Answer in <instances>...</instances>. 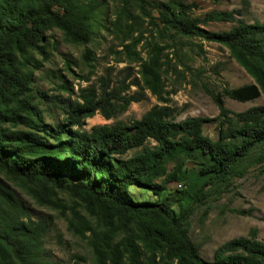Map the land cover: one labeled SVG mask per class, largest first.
Here are the masks:
<instances>
[{"label":"trees","instance_id":"trees-1","mask_svg":"<svg viewBox=\"0 0 264 264\" xmlns=\"http://www.w3.org/2000/svg\"><path fill=\"white\" fill-rule=\"evenodd\" d=\"M125 2L146 12L145 0ZM156 9L172 38L198 37L225 46L253 79L213 96L219 110L218 139L205 135L208 119L175 122L162 80V48L157 46L140 65L141 88L163 106L130 125L85 130L86 119L100 114L111 120L143 99L128 94L124 82L111 87L102 78L100 87L82 89L77 100H59L65 115L60 123L47 121L41 106L52 99L35 88L34 74L49 48L55 50L54 31L66 42L90 43L99 2L0 0V173L23 184L38 203L70 211L68 230L79 237L90 234L97 264H264V242L255 237L230 240L215 251L212 262L205 261L185 226L190 208L175 214L170 203L141 202L129 191L142 187L160 196L167 183L186 181L187 196L202 203L212 188L264 164V104L236 113L223 100L264 98V22L237 21L240 11H212L195 19L182 0L159 2ZM212 22L237 24L221 33L199 26ZM90 54L86 48L84 57ZM188 161L199 169L188 170ZM59 191L71 196L74 207L58 204ZM46 230L44 221H33L18 198L0 186V264H39Z\"/></svg>","mask_w":264,"mask_h":264},{"label":"rangeland","instance_id":"rangeland-1","mask_svg":"<svg viewBox=\"0 0 264 264\" xmlns=\"http://www.w3.org/2000/svg\"><path fill=\"white\" fill-rule=\"evenodd\" d=\"M145 1L146 12L135 2L98 0L95 33L87 45L66 42L61 32H53L55 50L49 48L47 60L41 70L34 74L35 88L52 99L50 104L44 102L41 106L45 119L60 123L65 115L59 108V100H77L82 89L100 87L102 78H108L111 87L124 82L130 87L128 94H140L143 99L131 103L111 120L100 114L86 119L85 130L105 124L130 125L155 106H163L148 90L141 88L140 65L157 46L162 48V80L169 99L167 105L174 112L175 122L193 117L208 119L210 121L205 124L204 133L217 140L218 120L215 119L219 116V110L213 96L227 86L238 88L252 84L253 79L230 56L225 46L198 37L172 38L171 32L165 31L156 9L157 3L167 0ZM182 1L191 6L188 15L195 19H202L212 11H240L241 16H236L237 21L247 24L264 22V0ZM236 24L212 22L199 26L207 32L221 33ZM86 48L91 51V58L84 57ZM223 100L225 106L236 113L264 104L263 97L246 103L229 98ZM151 144L154 145L153 142ZM133 153H128V156ZM186 168L197 171L199 166L188 161ZM172 169L173 164H170L168 170ZM158 182L161 183V180ZM0 186L18 198L33 221L46 223L39 264H97L89 246L90 234L79 237L68 230L70 211L38 203L28 188L1 173ZM188 189V182L172 181L166 184L160 196L142 187H133L129 191L141 202L170 203L175 214H179L181 207L190 208L191 214L185 226L205 261L212 262L215 251L236 238L255 237L264 242V164L252 165L244 176L212 188L202 203L188 197ZM57 200L59 205L74 207L71 196L66 192H57ZM79 210L85 218L90 219L83 209Z\"/></svg>","mask_w":264,"mask_h":264}]
</instances>
